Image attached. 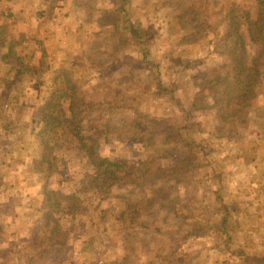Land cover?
Listing matches in <instances>:
<instances>
[{"label": "rangeland", "instance_id": "rangeland-1", "mask_svg": "<svg viewBox=\"0 0 264 264\" xmlns=\"http://www.w3.org/2000/svg\"><path fill=\"white\" fill-rule=\"evenodd\" d=\"M132 1L137 14L149 17L138 24L137 38L118 33L121 41H135L134 49L126 55L122 47L96 54L115 67L127 62L130 67L108 86L109 98L85 99L75 122L57 107V116L50 117L47 110L39 117L38 139L53 142L55 164L35 165L43 181L54 170L61 180L70 174L65 190H72V196L59 205L56 195L63 187L50 189L51 207L41 223L33 225L31 237L18 241L17 247L0 248V257H6L0 264H67L65 259H77L82 235L92 241L87 250L96 255L105 231L101 222L115 212L132 223L129 231L135 239H155L161 246L167 247L169 238L176 242L210 231L227 239L235 231L229 225L241 217L229 211L240 206L242 195L235 191L264 190V40L252 39L258 32V10L264 18V0ZM116 15L115 10L106 11L108 20L115 22ZM253 56L256 63L250 60ZM137 89L153 90L152 113L138 109L141 96L136 92L142 91ZM73 92L78 94L79 87ZM3 121L0 117V125ZM78 123L80 134L73 137L69 132ZM30 124L21 121L20 141L32 142L26 133ZM81 137L88 150L79 144ZM1 174L0 170V183ZM67 208L76 220L89 215L92 222L99 210L105 214L89 226L76 223V228L66 230L59 220ZM248 216L252 219L254 214ZM177 222L182 229H169ZM28 223L26 219L23 224ZM21 224H14V229L25 230ZM1 231L0 220V239Z\"/></svg>", "mask_w": 264, "mask_h": 264}, {"label": "crops", "instance_id": "crops-1", "mask_svg": "<svg viewBox=\"0 0 264 264\" xmlns=\"http://www.w3.org/2000/svg\"><path fill=\"white\" fill-rule=\"evenodd\" d=\"M133 6L132 0H0V117L4 118L0 125V133L3 134L0 138V170L1 183H7L0 187L1 249L17 247L18 241L31 237L35 229L33 225L41 223L42 215L51 207L47 195L50 189L63 187L61 195H56L59 205L72 196V190H65L70 174L65 173L64 181L56 176L57 170H54L55 175L43 181L41 168L35 165L55 164V159L51 157L55 150L53 142L38 139L40 128L37 125L42 123L39 117L47 110L49 116H57L55 110L60 109L75 122L80 115L78 108L85 99L100 102L109 98L106 95L108 86L120 78L129 65L128 62L120 63L115 67L112 61L105 63L96 54L104 49L115 52L122 47L126 55L134 49L135 41H121L118 33L124 31L134 35L133 30L149 17L144 13L137 14ZM112 10L117 12L115 22L106 18V11ZM119 56L122 57V53ZM116 59L119 60V57ZM68 83L70 90L79 87V93L69 91ZM64 85L66 88L61 91ZM135 91H142L136 92L141 96L136 101L139 102L138 109L152 113L153 90ZM59 100L61 103H57ZM64 101H67V106H64ZM24 120L31 123L26 133H29L32 142L20 141V126ZM77 128H71L69 132L73 137L80 134L78 130L80 132L81 128ZM82 138L79 144L88 150ZM63 148L60 151L63 152ZM83 156L88 158L86 153ZM59 175L63 177L62 173ZM257 177L260 175L257 174ZM74 182L72 188L76 191ZM63 191L66 193L63 194ZM235 195H242L240 206L229 211L240 213L241 217L239 223L229 225L235 231L227 239L218 238V233L215 237L210 231L207 236L193 233L177 238L175 242L174 238L163 233L169 238L168 246H161L155 239H135L129 231L132 223L125 222L122 213L115 212L113 218L101 222L105 227L100 240L101 250L96 248V255L87 250L92 241L82 235L77 241L81 243L75 254L77 259L67 258L65 263L78 264L77 260L81 259L79 264H91L92 260L96 264L97 261L102 264H264V254L261 253L264 246V190L247 188L235 191ZM144 196L147 197L148 192ZM68 211V208L61 211L62 218L59 220L66 230L76 228V223L86 222L89 226V215L76 220V215ZM54 213L56 215L57 212ZM251 213L254 214L252 219L248 216ZM103 214L105 210L93 214L91 223L100 221ZM26 219L28 225L23 224ZM20 221L25 230L21 227L14 229V224ZM168 227L182 229L180 222ZM20 258L23 260L22 255L19 261Z\"/></svg>", "mask_w": 264, "mask_h": 264}, {"label": "trees", "instance_id": "trees-1", "mask_svg": "<svg viewBox=\"0 0 264 264\" xmlns=\"http://www.w3.org/2000/svg\"><path fill=\"white\" fill-rule=\"evenodd\" d=\"M261 5H263V4H261ZM261 23L263 24L264 23V18H262V14H261V10H258V17H257V19L255 20V23H254V29H256V30H258V32L256 33V35L257 36H252V39H253V42H261V41H263L264 40V36H262L261 35V32H262V30L264 29L263 28V26L264 25H261ZM251 28L249 29V33H251ZM137 32H138V30L137 29H135V30H133V34H135V35H137ZM251 39V40H252ZM234 52H231L230 53V55H231V57L233 56V57H236V55H235V53L233 54ZM255 53H257V52H255ZM238 58H240L239 56H237ZM251 62L252 63H256V56H253L251 59ZM237 61V60H236ZM52 105V104H51ZM77 106H79V105H77ZM79 114H81V111H80V113ZM50 117H54V116H50ZM84 118V117H83ZM79 121H82V118L79 120ZM77 130H78V128H77ZM78 133H80L79 132V130H78ZM84 138V137H83ZM82 141H83V139H82ZM83 144L86 146V144L84 143V141H83Z\"/></svg>", "mask_w": 264, "mask_h": 264}]
</instances>
